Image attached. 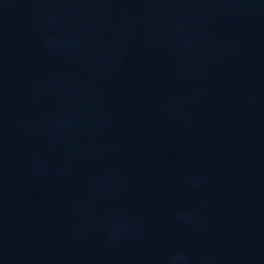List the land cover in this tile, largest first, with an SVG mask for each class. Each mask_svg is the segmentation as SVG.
<instances>
[{
    "label": "water",
    "instance_id": "obj_1",
    "mask_svg": "<svg viewBox=\"0 0 264 264\" xmlns=\"http://www.w3.org/2000/svg\"><path fill=\"white\" fill-rule=\"evenodd\" d=\"M0 264H264V0H0Z\"/></svg>",
    "mask_w": 264,
    "mask_h": 264
}]
</instances>
